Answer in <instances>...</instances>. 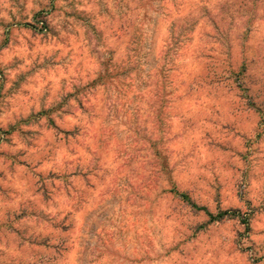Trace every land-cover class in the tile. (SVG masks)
<instances>
[{
  "label": "clouds",
  "instance_id": "obj_1",
  "mask_svg": "<svg viewBox=\"0 0 264 264\" xmlns=\"http://www.w3.org/2000/svg\"><path fill=\"white\" fill-rule=\"evenodd\" d=\"M0 264H264V0H0Z\"/></svg>",
  "mask_w": 264,
  "mask_h": 264
},
{
  "label": "rangeland",
  "instance_id": "obj_2",
  "mask_svg": "<svg viewBox=\"0 0 264 264\" xmlns=\"http://www.w3.org/2000/svg\"><path fill=\"white\" fill-rule=\"evenodd\" d=\"M135 42H136L137 46L139 47L140 42H141L139 36L135 37ZM144 50H145V51H150V49H144ZM103 210H104L103 208L100 209L101 212H102Z\"/></svg>",
  "mask_w": 264,
  "mask_h": 264
}]
</instances>
